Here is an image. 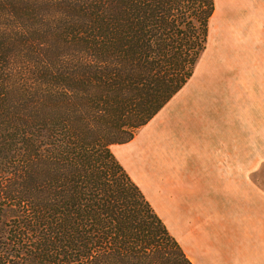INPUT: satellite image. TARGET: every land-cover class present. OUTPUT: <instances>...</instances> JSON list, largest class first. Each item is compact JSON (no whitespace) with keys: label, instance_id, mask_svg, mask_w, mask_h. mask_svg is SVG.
<instances>
[{"label":"trees","instance_id":"obj_1","mask_svg":"<svg viewBox=\"0 0 264 264\" xmlns=\"http://www.w3.org/2000/svg\"><path fill=\"white\" fill-rule=\"evenodd\" d=\"M214 0H0V264H192L111 147L192 77Z\"/></svg>","mask_w":264,"mask_h":264},{"label":"crops","instance_id":"obj_2","mask_svg":"<svg viewBox=\"0 0 264 264\" xmlns=\"http://www.w3.org/2000/svg\"><path fill=\"white\" fill-rule=\"evenodd\" d=\"M200 67L202 87L146 124L138 167L152 165L154 201L119 161L192 264H261L264 191L250 175L264 159V0H214ZM243 111L260 137L243 135Z\"/></svg>","mask_w":264,"mask_h":264},{"label":"rangeland","instance_id":"obj_3","mask_svg":"<svg viewBox=\"0 0 264 264\" xmlns=\"http://www.w3.org/2000/svg\"><path fill=\"white\" fill-rule=\"evenodd\" d=\"M201 57L195 67L194 73L190 80L186 83V85L183 87L184 91H191L195 89H200L202 87V80H201ZM226 81L221 83L222 90L225 89L224 84ZM228 83V82H227ZM218 88V86H217ZM222 94V92H221ZM257 99H261V97L258 95L256 96ZM226 99V96H225ZM242 119L245 121V119H248V121L251 122V126L249 128L243 127V135H251L254 136L255 134L259 137L261 136V133L263 132V129L260 127H256L254 125H257V123L261 122L259 119V115L257 112H249V115L247 112H242ZM247 115V117H246ZM151 127L153 128V125L151 126V123L148 125H145L144 127L140 128L135 136H134V143L131 144H124V145H115L111 147V150L117 159V161L120 163L119 159L127 166L128 170L132 173V176L137 180V182L142 186L146 194L149 198H151L152 201H154V188H153V180H152V171L153 168L150 165V162L146 167H144V164H142V168L138 167V163L141 164V158L143 157V154L140 152L141 148V141L149 138ZM147 132V134L143 137V135ZM131 140V141H132ZM130 141V142H131ZM253 147V145H251ZM259 152L264 153V145L259 144L258 145ZM135 162V163H133ZM143 163V162H142ZM144 172H146L144 174ZM148 173V174H147ZM250 179L259 186L264 191V159H259L258 161V167L255 171H253L250 175ZM261 264H264V258L260 260Z\"/></svg>","mask_w":264,"mask_h":264},{"label":"bare ground","instance_id":"obj_4","mask_svg":"<svg viewBox=\"0 0 264 264\" xmlns=\"http://www.w3.org/2000/svg\"><path fill=\"white\" fill-rule=\"evenodd\" d=\"M147 134V132L143 135V137Z\"/></svg>","mask_w":264,"mask_h":264}]
</instances>
